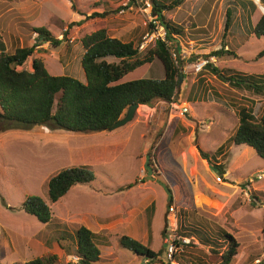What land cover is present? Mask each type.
I'll use <instances>...</instances> for the list:
<instances>
[{
  "label": "rangeland",
  "instance_id": "obj_1",
  "mask_svg": "<svg viewBox=\"0 0 264 264\" xmlns=\"http://www.w3.org/2000/svg\"><path fill=\"white\" fill-rule=\"evenodd\" d=\"M69 1L70 8L73 10L74 5L73 11L79 14L67 8L69 15L66 10L56 9L61 4H54V9L51 3L54 0H0V36L9 52L34 44L37 36L27 25L35 27L33 25L42 24L55 38L62 39L69 24L84 21L81 26L74 27L73 36L67 38L59 49H54L49 43H41L33 56L43 61L51 75L69 74L83 82L81 37L105 29L113 38L116 36L123 41L134 39L133 44L140 52L154 46V43L144 44L147 34L151 36L154 32L155 22L159 23L153 9L147 10V0ZM148 1L152 3V0ZM159 1H166L162 4L169 6L163 13L165 17L183 29H191L186 23L190 20L195 23L198 16L207 14L208 8H215L213 1L209 0ZM227 1L221 0L220 12H224ZM34 4L37 14L24 15L22 7ZM5 5L9 7L5 8ZM256 5L264 15V0H260L263 10ZM11 7L15 10L7 12ZM94 13H99V16ZM187 13L192 19L184 20ZM30 17H37V21L29 22ZM244 17L238 15L236 24L243 28V39H227L232 41L229 51L238 57L219 59L212 56L216 61L208 66L263 76L264 57L258 58V55L264 50V37L254 36ZM226 20L225 14L220 16V38L226 32ZM131 32L132 37L129 36ZM238 32L235 31V37ZM183 35L186 37L185 31ZM179 40L177 48L180 51L175 50L180 57L178 60L182 61L183 79L178 85L176 102L159 101L152 107H139L130 123L111 131L76 134L36 126L31 131L0 133V264H25L53 255L58 256L57 264H74L73 254L68 255L51 241L64 237L61 244L64 248L71 247L76 243L75 232L82 226L100 237L101 260L98 264H145V258L120 246L122 236L148 245L158 255L157 260L149 264H170L167 252L175 239L181 243H184L182 239L188 242L182 243L188 245L186 250L181 247L175 253L184 264L220 263V259L211 252L210 245L196 242V237L195 240L190 238L195 228L218 242L223 236L221 232L232 234L240 248L231 264H264V160L252 148L233 144L227 156L219 160L226 169V173L219 176L210 169L206 160L207 164L202 162L197 147L202 144L204 148L201 150L214 154L238 128L236 103L233 110L229 102L220 103L215 93L218 92L224 101L227 97H237L239 101L252 102L245 103L254 108L257 116L264 114V97L248 91L228 92L235 88L214 76L208 66L200 73L193 72L192 63L210 60L212 57L202 55L221 48L215 43L199 46L197 42L190 43L189 38ZM25 67L30 69L31 61ZM184 109L188 111L184 112ZM178 121L188 133L175 139ZM178 141L183 149L180 148L176 159L161 155L159 150L175 146ZM149 151L153 176L173 193L170 203L164 187L156 181L146 180L148 171L145 163ZM77 167L89 168L95 175V181L73 187L57 203L50 204L44 188L46 180L63 169ZM259 175L262 177L258 179ZM250 179H253L252 183ZM253 193L257 194V200ZM29 196L40 197L48 203L53 214L50 223L43 224L22 209ZM152 202L154 213L149 242L145 209ZM172 207L174 214L170 211ZM127 210L135 219H126ZM174 216L177 217L176 222ZM182 224L187 226L185 230H182ZM136 234L139 239L132 236ZM101 239L107 244L101 243ZM224 249L220 252L223 253Z\"/></svg>",
  "mask_w": 264,
  "mask_h": 264
},
{
  "label": "trees",
  "instance_id": "obj_2",
  "mask_svg": "<svg viewBox=\"0 0 264 264\" xmlns=\"http://www.w3.org/2000/svg\"><path fill=\"white\" fill-rule=\"evenodd\" d=\"M162 3L166 4V1L152 0L153 14L165 28L167 40L174 45L168 46L165 42L157 40L154 46L140 52L133 43H124L113 38L105 29L85 35L80 38L83 49L80 59L85 79L83 82L69 74L51 75L43 61L33 56L41 43H49L54 49H59L67 38L73 36L74 27L81 26L84 21L69 24L62 39L55 38L44 27L27 25L37 34L34 44L31 47L16 48L13 52H9L6 42L0 36V133L31 131L36 126H47L52 131L61 130L76 134L111 131L133 105L152 107L159 101L168 104L176 102L182 61L173 58L172 50L177 48V38L183 35L184 29L165 17L163 13L169 6ZM98 14L94 13L95 16H99ZM253 33L258 38L264 37V16L255 25ZM177 50L180 51L179 48ZM202 56H215L219 59L225 56L236 57L235 53L226 51L225 46ZM262 57L264 50L258 55V58ZM30 61L31 67L28 69L25 66ZM207 69L218 79L237 89L264 97V75H245L233 69L220 70L212 65ZM245 102L252 103L236 98L230 100L232 107L236 103L239 125L229 142L214 154L199 150L201 158L216 167L221 175L226 173V169L219 160L230 145L252 148L264 160V114L257 116L254 108L247 106ZM94 181L95 175L87 167L67 168L50 176L44 188L47 190L49 203L55 204L73 187L88 185ZM253 198L258 199L256 193H253ZM22 209L43 224L52 220L50 206L40 197H27ZM153 213L152 204L146 209L149 241ZM220 234L223 235L220 242L207 239L211 252L220 259V263L212 264H231L239 253L240 243L230 234ZM74 237L76 243L71 247L64 248L61 244V241L65 240L64 237L52 239L51 243L58 245L68 255H77L79 264H98L101 260L99 235L82 226L75 232ZM103 240L101 239V243ZM104 243L107 244L105 241ZM119 244L125 250L142 256L151 263L157 260L158 255L153 250L128 236H122ZM173 245L179 249L182 247V250L188 247L177 240L173 241ZM224 247V252L221 253ZM173 261L184 264L176 254ZM57 262L58 256L53 255L25 264Z\"/></svg>",
  "mask_w": 264,
  "mask_h": 264
},
{
  "label": "crops",
  "instance_id": "obj_3",
  "mask_svg": "<svg viewBox=\"0 0 264 264\" xmlns=\"http://www.w3.org/2000/svg\"><path fill=\"white\" fill-rule=\"evenodd\" d=\"M183 1V0H182ZM209 1H213V4L212 5H215V8L213 9V8H208V7H206V8H208L209 9V11L207 12V14L205 13L204 15H201V16H198L197 18H196V22L194 23V22H191V20H190V18L191 17H189L188 16V13L184 16V20L185 19H189L190 20V22L189 23H186V25L188 26V27H192L191 29H185L184 28V31L186 32V37L184 36V35H181V36H179L178 38H177V40H179V41H182L183 39L184 40H186L187 38H189V41H190V43H199V46H201V45H203V46H205V47H207V46H211V44L212 43H215L216 45V47H219V48H221L222 47V45L223 46H225L226 47V51L227 50H229V45L230 44H232V38H235V39H240V40H242L243 39V34L241 33V31H242V29L239 27V26H236V24H237V18H238V15L241 17V18H243L244 17V15H245V17H244V19L246 18V21H247V24H248V29H249V31H251L252 29H254V27H255V25L258 23V21H259V19L262 17V16H264L259 10H258V8H257V2H255L254 0H229V1H227L226 3H224L225 5H226V8L224 9V7H223V9H224V12H220V9H219V6H221V0H209ZM224 1H226V0H224ZM71 1H69V0H61V1H58V2H56L55 0H54V2H51L52 4H53V8L55 9V5L54 4H56V5H59V4H61L60 6H56V9H58V10H66V8L67 9H70L71 11H73L71 8H70V3ZM259 3H260V0H259ZM5 4V3H4ZM9 7V5H5V8H8ZM29 8V9H28ZM40 8L42 9V6H40ZM203 9H205V7L203 8ZM12 10H15L14 9V7H11V8H9V9H7V12H10V11H12ZM57 10V11H58ZM249 10V11H248ZM22 11H23V14L24 15H26L27 17H29V15H31V14H34V15H36L37 14V6H36V4H34V6L33 5H31V6H29V7H27V6H23L22 7ZM55 14H57L56 13V11H53ZM66 14H70L67 10H66ZM73 12H75V11H73ZM75 13H78V11L77 12H75ZM11 14H12V12H11ZM22 14V15H23ZM79 14V13H78ZM78 14H76L75 16H78ZM223 14H225L226 15V17H227V20H226V24H225V30H226V32H224V35H223V38H220V35H221V29L218 27V22H219V19H220V16H222ZM21 15V16H22ZM73 15V17H74V14H72ZM24 18V17H23ZM199 18H200V20H199ZM85 19V18H84ZM192 19V18H191ZM37 21V17H30L29 18V22H31V23H34V22H36ZM214 21V27L212 28V22ZM64 23V22H63ZM243 21H242V23H241V27H242V25H243ZM197 24V25H196ZM33 26H35V27H42V26H44V25H42V24H37V25H33ZM220 26V25H219ZM226 26H227V29H226ZM235 26H236V28H235ZM217 28H219V29H217ZM245 29V28H244ZM49 30V29H48ZM235 31H239L238 32V36L237 37H235ZM1 32V31H0ZM133 34H135V33H133ZM129 36L130 37H132V32L129 34ZM114 38H117V39H120L119 37H114ZM227 39H231L230 40V42L229 41H227ZM121 41H123L122 39H120ZM134 39H131L130 41H123L124 43H134ZM241 44V43H240ZM204 47V48H205ZM210 50V49H209ZM197 51V50H196ZM37 51H35V53H36ZM238 56H236V58H237ZM237 72H240V71H237ZM241 73V72H240ZM244 74V73H243ZM245 75H248V74H245ZM250 75V74H249ZM215 76V75H214ZM259 76V75H258ZM222 81V80H221ZM225 83V82H224ZM229 86H231V87H233L232 85H230L229 84ZM233 88H235V87H233ZM228 90V89H227ZM233 91L234 92H242V91H247V90H241V89H237V88H235L234 90H230V91H228V92H232L233 93ZM248 92H250V91H248ZM251 93V92H250ZM215 96H216V98L220 101V103H226V104H228V102H229V104H230V100L231 99H233V97L232 98H229V97H227L226 98V100L224 101L223 99H222V96L217 92V93H215ZM234 98H236V99H238L237 97H234ZM230 107H231V109H233V107L231 106V104L229 105ZM139 107H148V106H139ZM191 108V107H190ZM193 109V108H192ZM234 110V109H233ZM189 116H190V114H189ZM189 116H188V118H189ZM191 117V116H190ZM178 120V119H177ZM169 121H170V119H169ZM178 124H177V129H175L176 130V133H175V136H174V138L175 139H178V138H180L181 136H183V135H186L187 133H188V130H186L184 127H183V125H181V121L179 122H177ZM237 130V129H236ZM236 132V131H235ZM180 141H178L176 144H175V146H169V147H166L165 149H164V151H161V150H159V152L161 153V155L162 156H164V155H170V157L169 158H173V159H176L177 158V156H178V153H179V151L181 150V149H183V147H182V145L179 143ZM229 142V140H227V142L226 143H228ZM179 143V144H178ZM225 143V144H226ZM178 144V145H177ZM197 145V144H196ZM152 146H153V144H152ZM198 147V149L200 150V149H202V148H204L203 146H202V144H201V147L200 146H197ZM231 147H232V145H230V146H228L227 148H226V150H225V152H224V155H223V157H226L227 156V154H228V152L230 151V149H231ZM181 148V149H180ZM206 150V149H205ZM229 150V151H228ZM204 151V150H203ZM208 151V150H207ZM149 154H150V151H149ZM150 157H151V154H150ZM222 157V158H223ZM157 159H158V156L156 157ZM221 158V159H222ZM207 161V160H206ZM206 161L205 160H203L202 159V162H204V163H206ZM207 163H208V161H207ZM206 163V164H207ZM209 164V163H208ZM153 176V175H152ZM147 177H148V175H147ZM147 177H146V180H148L147 179ZM154 177V176H153ZM155 179H157V180H159L158 178H156V177H154ZM127 189H131L130 187H128ZM125 189H123V191H124ZM172 198H173V193H172ZM170 203V202H169ZM152 204L154 205V203L152 202ZM151 204V205H152ZM148 208V207H147ZM146 208V209H147ZM146 209H145V213H146ZM173 214V213H172ZM121 217V215L119 216V218ZM117 218V216L114 218V219H116ZM177 219V217H175L174 216V218H173V220H174V222H176V219ZM183 218V217H182ZM126 219H135V217L134 216H132V214H131V211L130 210H127L126 211ZM185 219H187V218H185ZM146 226H147V228H148V221H147V217H146ZM130 223H136V222H133V221H131ZM176 225V227H175V229L177 228V223L175 224ZM186 225L184 226L183 224H182V230H185L186 229ZM100 230H102V229H100ZM193 235L192 236H190V238H192V240H195L194 239V237H196L197 239L195 240L196 242H201V241H203L202 243H207V239H212L211 237H209L207 234H205V233H203V231H200V229L199 228H195L194 230H193ZM225 233H227V234H229L228 232H226L225 231ZM232 235V234H231ZM134 238H136V239H139V238H137V234L136 235H132ZM179 236V235H178ZM233 236V235H232ZM149 237V236H148ZM189 237V236H188ZM216 238H217V235H216ZM189 239V238H188ZM149 241V240H148ZM149 242H151V239H150V241ZM149 242H148V244H149ZM208 244V243H207ZM209 245V244H208ZM148 246V245H147ZM145 262V264H149V261H144Z\"/></svg>",
  "mask_w": 264,
  "mask_h": 264
},
{
  "label": "built area",
  "instance_id": "obj_4",
  "mask_svg": "<svg viewBox=\"0 0 264 264\" xmlns=\"http://www.w3.org/2000/svg\"><path fill=\"white\" fill-rule=\"evenodd\" d=\"M255 2H257L258 6L260 7V9L263 10V7L260 5L259 3V0H254ZM145 6L147 8V10L149 9H152V3H150V1H146L145 2ZM155 27H154V32L151 34H147L146 36V39H145V42L144 44L145 45H148L149 43H154V45L156 44L157 40H161L163 42H165L168 46H173L174 43L173 42H170L167 40V33H166V30L163 26L160 25V23H156L155 22ZM37 36V34H36ZM142 48H144V45L142 46ZM172 53H173V58L174 59H180L179 57V54L177 53V51L175 49L172 50ZM216 61V58L215 57H212L210 60L208 59H201V60H198L194 63L191 64V69L193 70V72L195 73H200L202 72L208 65H210L211 63H214ZM172 104V103H171ZM188 109H184V112H187ZM183 115V114H182ZM262 175H259L257 178H261ZM251 183L253 182V179H250L249 180ZM248 196V195H247ZM170 211L171 213H174V208H170ZM184 241L183 244H188V242L186 241V239H182ZM176 241V239L174 240ZM178 248H176L174 245H173V242L172 244L169 246L168 248V252H167V258L169 259V262L170 264H172L174 261H173V256L175 255V253L177 252ZM175 251V252H174ZM72 261H74V264H79V258L77 255H73L72 256ZM175 263V262H174Z\"/></svg>",
  "mask_w": 264,
  "mask_h": 264
},
{
  "label": "water",
  "instance_id": "obj_5",
  "mask_svg": "<svg viewBox=\"0 0 264 264\" xmlns=\"http://www.w3.org/2000/svg\"><path fill=\"white\" fill-rule=\"evenodd\" d=\"M182 79H183V74L180 75L179 86L182 83ZM138 108H139V105H133V106L129 107V109L126 112V115L120 121H118L115 124V126L113 127V130L119 129L121 127H124L128 123H130L133 120V118H134V116H135L136 111H137ZM209 167H210V169L213 172L217 173V175H219V176L221 175V172L216 167H214L212 165H210ZM145 169L148 171V177H147V179H150L152 181H156V183H158L159 185H161L162 187H164L166 193L168 194L169 202H170L171 199H172V193H171V190L169 189V187L166 184L161 183L160 180H157V179H155L152 176L153 175V168L150 165V155L147 156L146 163H145Z\"/></svg>",
  "mask_w": 264,
  "mask_h": 264
},
{
  "label": "clouds",
  "instance_id": "obj_6",
  "mask_svg": "<svg viewBox=\"0 0 264 264\" xmlns=\"http://www.w3.org/2000/svg\"><path fill=\"white\" fill-rule=\"evenodd\" d=\"M174 214V213H173ZM176 227V225L174 226V228Z\"/></svg>",
  "mask_w": 264,
  "mask_h": 264
}]
</instances>
